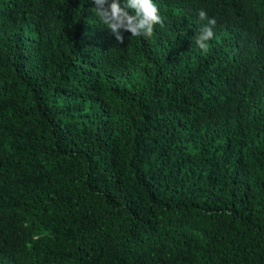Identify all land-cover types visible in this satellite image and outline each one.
Instances as JSON below:
<instances>
[{
    "label": "trees",
    "instance_id": "trees-1",
    "mask_svg": "<svg viewBox=\"0 0 264 264\" xmlns=\"http://www.w3.org/2000/svg\"><path fill=\"white\" fill-rule=\"evenodd\" d=\"M153 2L0 0V264H264V0Z\"/></svg>",
    "mask_w": 264,
    "mask_h": 264
},
{
    "label": "clouds",
    "instance_id": "clouds-1",
    "mask_svg": "<svg viewBox=\"0 0 264 264\" xmlns=\"http://www.w3.org/2000/svg\"><path fill=\"white\" fill-rule=\"evenodd\" d=\"M94 12L102 25L110 30L118 43L124 42V32H130L131 36L151 38L154 34V26L163 25L164 20L160 15L158 6L153 0H125L122 7L119 0H93ZM131 9V13L128 11ZM200 21H207L202 24L199 34L195 37L194 43L207 52L208 41L214 37L213 28L216 25L215 18H209L204 9L198 12Z\"/></svg>",
    "mask_w": 264,
    "mask_h": 264
}]
</instances>
